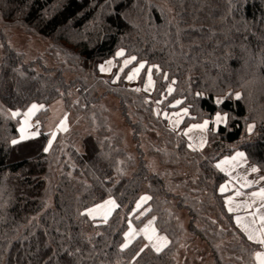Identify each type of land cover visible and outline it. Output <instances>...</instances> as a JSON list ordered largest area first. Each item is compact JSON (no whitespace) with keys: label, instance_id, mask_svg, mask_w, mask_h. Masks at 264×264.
<instances>
[{"label":"trees","instance_id":"16d2710c","mask_svg":"<svg viewBox=\"0 0 264 264\" xmlns=\"http://www.w3.org/2000/svg\"><path fill=\"white\" fill-rule=\"evenodd\" d=\"M0 25V264H199L202 256L213 264H255L257 245L228 211L219 192L227 176L215 163L240 148L264 172V0H0ZM13 27L50 41L45 55L26 61L7 44L4 31ZM119 48L159 65L152 93L100 73L98 65ZM173 80L170 98L192 114L184 125L218 110L233 117L209 131L202 150L189 149L183 132L157 115L156 102ZM109 94L133 131L135 155L108 125ZM217 96H224L220 105ZM58 99L84 126L58 133L44 153L51 138L45 123ZM33 102L45 106L35 116L41 135L13 146L21 119L6 110L23 112ZM249 120L255 129L246 135ZM149 156L161 169L152 170ZM143 193L152 197L151 211L128 216ZM109 194L121 206L107 224L81 215ZM152 216L170 243L133 261L147 242L141 235L120 249L127 221L140 226Z\"/></svg>","mask_w":264,"mask_h":264},{"label":"snow or ice","instance_id":"6c2138e0","mask_svg":"<svg viewBox=\"0 0 264 264\" xmlns=\"http://www.w3.org/2000/svg\"><path fill=\"white\" fill-rule=\"evenodd\" d=\"M117 58H122V62L117 65ZM135 62V64H134ZM147 62L144 60H138L135 55H126V50L124 48H119L111 59H107L98 65L99 71L101 73H112V82L115 83L121 79V73H125V69L129 66H132L129 71H127L124 75V79L129 82L140 79L141 70L145 69ZM119 67V71L113 72L114 67ZM153 69L157 72H160L159 65H151L147 68V78L143 83V90L145 92L151 91L154 89L155 80L153 79ZM163 78L165 80L168 79L167 73H163ZM108 83V81H104ZM175 80H173L167 87V93L171 94L174 91L172 87L175 84ZM141 87H136L134 91L140 92ZM197 96H202L204 93L197 92ZM241 93L239 91L235 92V96L237 98H241ZM222 97L217 96L215 103L220 105L222 103ZM157 104L161 103V101H157ZM182 104L181 99H175L172 103V107H176ZM45 106L43 104H37L35 102L31 103L25 111H21L20 108L16 109H7V114L11 117H22V120L19 121L20 135L18 138H13L10 140V143L13 146L20 144L22 141L28 140L33 137H38L41 133L37 130L40 121L36 120L35 124L37 128H34L32 123H30L31 118L36 115V113L43 109ZM157 115H160L159 109L156 110ZM162 115L168 119L169 123L172 126L173 130H176L179 125L182 123L183 118L185 116H189V107H181L179 111L169 112L164 111ZM195 119V117H192ZM233 119L231 114L227 111L218 110L214 113L211 119H203L202 122L191 123L187 126V128L183 129V135L188 138L187 147L193 151L202 150L208 143L207 133L211 131H216L219 126H224L225 128L229 125L230 121ZM210 125L212 126L210 129ZM255 125L252 123H246V131L247 133H252ZM28 129H32L28 131ZM57 130L67 131V114L60 120L57 125ZM195 132H199L198 139L193 135ZM56 131H52L50 133L51 139L47 140V146L43 147L42 151L47 153L53 143V140L56 138ZM247 163L246 154L243 151H235L233 155H226L222 159H220L215 167L219 169L221 172H226L228 176L232 177V180H235L237 183H240L241 187H250L254 183H258V181L248 180L246 177L241 182L237 179L236 176L233 175V169L238 168L241 164ZM118 172H122V169L117 168ZM251 172H259L260 169L256 166H252L250 169ZM260 181H264V176H260ZM232 181H228L226 183H222L219 185V191L221 193H225L228 191V186ZM235 196L239 197L244 195L241 193L239 188H235ZM109 192L111 190H108ZM249 195V199L241 202H237L234 200L233 196L225 197V203L228 205L229 212H237L241 207L250 209L257 205V201H259V206L257 207L256 212L248 213V216L251 217L250 220L247 217H242L237 215L235 217L236 223L240 226L243 232L247 235V239L249 241L254 242L258 247L262 250L255 251L254 257L257 264H264V213H261L260 209H264V187H260L257 191L251 192ZM152 197L148 194H143L139 196L137 200H135V207L132 208L128 212V216H132L133 213H137L139 210V214L136 216V219H139L140 216L145 215V213H149L151 209L147 207V202L150 201ZM120 204L117 203V200L112 196L108 195L107 198H101L99 202H94L92 206L86 207L83 210L81 215L86 214L87 217H90L93 221L97 218L100 219L101 223L107 224L109 221V217L113 214V212L120 208ZM156 217L152 216L151 219L147 221L146 224L142 228H135L133 226L132 219H128L127 221V231L123 232V242L119 244L120 249H127L129 245L133 243V241L143 235V238L147 241V243H143L138 250H136L132 256V260L135 261L136 257L140 256L141 253L144 252L145 249H154L155 252H161L169 243V239L166 235H160L158 233V229L155 226ZM259 225V227H256ZM70 255L72 253H69Z\"/></svg>","mask_w":264,"mask_h":264},{"label":"rangeland","instance_id":"374dc122","mask_svg":"<svg viewBox=\"0 0 264 264\" xmlns=\"http://www.w3.org/2000/svg\"><path fill=\"white\" fill-rule=\"evenodd\" d=\"M1 26V25H0ZM5 38H6V41H7V44L10 46V47H13L15 48L16 50L22 52L24 55H25V60L26 61H31V60H34L36 58H38L39 56L41 55H45V53L48 51L49 47H50V41L40 37V36H37V35H32V34H29L27 33L25 30L21 29V28H18V27H13V28H10V29H5ZM3 55H4V44H3V39H2V36L0 35V63L2 61V58H3ZM112 57L108 58V59H111ZM107 60V59H106ZM105 61V60H104ZM122 62V58H117V65ZM49 63L50 60H49ZM135 64V62H134ZM151 66L150 64H146L145 66V69L141 70V73H140V79L138 80H135V81H132V82H129L128 83L136 88V87H141V89H143V83L146 81V78H147V68ZM132 66H129L128 68L125 69V73L127 71L130 70ZM119 71V67H114L113 68V72H117ZM154 71L155 69H153V79L155 80V74H154ZM101 73V72H100ZM125 73H121V77H124ZM103 76L105 77H110L112 76V73H101ZM155 84H156V81H155ZM154 89H155V86H154ZM154 89L152 91H148L149 93H152L154 91ZM172 94V93H171ZM171 94L167 93V88L166 90L162 93V96H161V103H159V105L161 106V109H160V112L161 114L164 112V111H176L177 109H174V108H178V107H182V106H185V105H178L176 107H172V103L175 99H172L170 98ZM224 99V96H220ZM179 99V98H177ZM222 99V100H223ZM38 104V103H37ZM103 104L106 106V109H107V115H108V125L111 126L112 130L114 133H117V135L121 136L122 137V144L123 146L128 150V153L131 154V155H135L137 153V149H136V143L134 142L133 140V131L131 129V127L126 123L125 119L123 118L122 116V113H121V109L119 107V100L118 98L115 96V95H112V94H109L107 95L104 100H103ZM187 107V106H185ZM50 113L48 115V118L46 120V123H45V126H46V129L51 133L52 131H56L57 134L58 133H61V134H67L68 132H71L74 128H77V127H83L84 126V121H83V118L79 115L77 116V119H76V116H74L73 113H71V115H73L71 117V120H70V113H67L66 111V108H65V105H64V101L62 99H58L56 100L55 102H53L51 105H50ZM190 115L189 116H192L191 112L189 111ZM67 114L68 116V119H67V127H68V130L67 131H63V130H57V125L59 124L60 120L64 117V115ZM37 115V113H36ZM35 115V116H36ZM35 116H33L31 118V121L30 123H32L33 127L34 128H37L36 124H35ZM189 116H185V118L189 117ZM164 117V116H163ZM184 118V120H185ZM211 119L210 117H203V119ZM20 119L22 120V117H20ZM193 120L191 122H189V124L191 123H198V122H202V120ZM168 120V119H167ZM183 120V122H184ZM169 122V121H168ZM247 123H252L255 125L254 121L252 120H249ZM189 124L187 125H184L182 123L181 126H188ZM169 125L171 126V124L169 123ZM180 126V127H181ZM180 127H178L176 130L180 131V132H183L182 129H180ZM19 128H20V125H19ZM41 128V124H39L37 130L39 131ZM172 128V126H171ZM255 129V127H254ZM32 129H28V131H31ZM246 131V129H245ZM254 131V130H253ZM56 134V136H57ZM251 133H247L246 131V135H249ZM186 137V136H185ZM209 137V132L207 133V139ZM187 138V137H186ZM51 139V138H50ZM55 139L53 140V143H54ZM187 141H188V138H187ZM207 145V144H206ZM77 147L82 150V146H81V142H79L77 144ZM146 147V146H145ZM206 147V146H205ZM204 147V148H205ZM238 150H241L240 148L236 149L235 151H238ZM231 153V154H226V155H232L234 154V152ZM224 155V156H226ZM224 156L220 157L216 163L222 159ZM149 161H150V164L152 166V170L153 171H158L159 169H161V164H160V160L154 156H149ZM249 159V158H248ZM250 160V159H249ZM251 161V160H250ZM252 162V161H251ZM215 163V164H216ZM253 163V162H252ZM255 164V163H254ZM256 165V164H255ZM258 167V166H257ZM259 168V167H258ZM260 169V168H259ZM219 170V169H218ZM261 170V169H260ZM226 176H227V179L229 178V176L227 175L226 172H223ZM264 174V173H263ZM227 179L225 181H227ZM224 181V182H225ZM222 182V183H224ZM221 183V184H222ZM220 192V191H219ZM221 193V192H220ZM145 194V193H143ZM142 194V195H143ZM223 196H224V201H225V197L227 196L226 193H221ZM149 202V201H148ZM148 202H147V207H149L148 205ZM227 209H228V206L227 204L225 203ZM233 214V218H234V221H235V224L238 226V224L236 223V213L234 212H230ZM136 216L139 214V210L137 211V213H135ZM146 214V213H145ZM144 216V215H143ZM141 217V216H140ZM178 217H179V222H180V225L182 226L183 230H184V239H187L188 237L191 236L190 232H189V229H188V225H189V221H190V218H189V214H188V211L186 209H183L181 211H179L178 213ZM151 219L148 218L147 220L144 221V223H142L140 226L139 225H136L134 222H133V226L135 228H142L144 226V224L147 223V221ZM97 222H100V219L97 218L96 219ZM156 226V225H155ZM157 228V227H156ZM238 228L240 230H242L239 226ZM243 231V230H242ZM158 233L160 235H166L164 233H161L158 231ZM246 235V234H245ZM143 236V235H142ZM247 236V235H246ZM146 241V240H145ZM147 242V241H146ZM195 244L203 247L204 246V243L203 241L201 240H197L195 242ZM206 246V244H205ZM257 248L253 250V255H254V252L255 251H259V250H262L260 247L256 246ZM180 257V256H179ZM255 259V257H254ZM182 263V260H179L178 264H181ZM198 264V263H197ZM199 264H213V259L211 256H202L200 257V263ZM255 264H257V262L255 261Z\"/></svg>","mask_w":264,"mask_h":264},{"label":"crops","instance_id":"0c3cea01","mask_svg":"<svg viewBox=\"0 0 264 264\" xmlns=\"http://www.w3.org/2000/svg\"><path fill=\"white\" fill-rule=\"evenodd\" d=\"M182 107H185V106H182ZM180 108H181V106L178 107V108H174V109H177L176 111H179ZM172 112H175V111H170L169 114H171ZM184 118H183V120H184ZM182 123H183V121H182ZM182 123L179 125V127L182 125ZM185 128H187V126H181L180 127V129H182V130L185 129ZM193 135L198 139L199 132H195ZM238 151H243V150H238ZM246 158H247V163L246 164L242 163L240 167L234 168L233 169V175L236 176L237 179H239L241 182L246 177L248 180L258 181V183H254L250 187H241L240 183H237L235 180H232V177L229 176L227 181H225L224 183H226L228 181H232V183L229 184L228 191H226L225 193L227 194V196H230V195L233 196L234 200L237 201V202L248 200L249 199V195L248 194H250L251 192L257 191L260 187H264V181H260V179H259L260 176H264V174H263L264 172H262L261 170L259 172H251L250 171L251 167L252 166H256L257 167V165H255L254 163H252L248 159L247 154H246ZM233 185H235V188H239L241 193H243L244 195L236 197ZM258 206H259V201H257V205H255L254 207H252L250 209H246V208L241 207L239 211L234 212V213H236V216L240 215L242 217H247V219L250 220L251 217L248 216V213L256 212ZM260 211H261V213H264V209H260ZM256 227H259V225H256Z\"/></svg>","mask_w":264,"mask_h":264}]
</instances>
